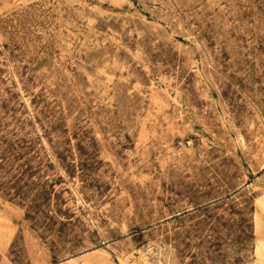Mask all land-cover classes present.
<instances>
[{"label": "rangeland", "instance_id": "obj_1", "mask_svg": "<svg viewBox=\"0 0 264 264\" xmlns=\"http://www.w3.org/2000/svg\"><path fill=\"white\" fill-rule=\"evenodd\" d=\"M0 264H264V0H0Z\"/></svg>", "mask_w": 264, "mask_h": 264}]
</instances>
